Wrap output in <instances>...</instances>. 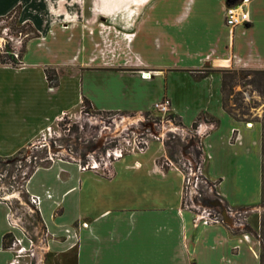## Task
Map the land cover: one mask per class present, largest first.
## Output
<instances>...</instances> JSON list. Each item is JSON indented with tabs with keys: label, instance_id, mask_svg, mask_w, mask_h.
<instances>
[{
	"label": "crops",
	"instance_id": "crops-1",
	"mask_svg": "<svg viewBox=\"0 0 264 264\" xmlns=\"http://www.w3.org/2000/svg\"><path fill=\"white\" fill-rule=\"evenodd\" d=\"M239 1L0 0V16L18 7L32 28L19 62H0V156L30 147L84 97L95 111L133 113L167 98L183 130L207 115L195 128L204 175L222 202L257 210L262 127L232 117L221 98L220 69H264V0H248L249 21L230 27L225 7ZM158 141L107 171L60 158L36 167L11 209L0 202V264L12 259L4 234L22 236L8 213L29 210L30 194L41 201L29 234L48 232L36 255L43 264H259L257 236L242 235L232 218L230 226L197 221L183 207L185 175L161 165Z\"/></svg>",
	"mask_w": 264,
	"mask_h": 264
},
{
	"label": "rangeland",
	"instance_id": "rangeland-1",
	"mask_svg": "<svg viewBox=\"0 0 264 264\" xmlns=\"http://www.w3.org/2000/svg\"><path fill=\"white\" fill-rule=\"evenodd\" d=\"M87 1L90 2L91 0ZM9 20L11 19L0 21V38L4 36L7 40L4 46L15 45V40L7 38L4 31L13 38L21 36L23 44L26 35L30 32H12L8 25ZM31 29V26L27 28L29 31ZM4 46L3 48H5ZM240 78V83L235 86L234 91L241 90L243 92V103L248 111V114L243 116V121L258 122L262 127V123H264V97L260 96L251 86L243 84V81L248 78L245 73ZM229 97V102L232 104L233 95ZM94 111L91 107L89 112H85L81 105L76 114L63 115L59 120L52 123L46 131L39 134L26 152L18 154V159L0 165V172L3 174L2 180H0V192L6 191L5 187L10 188L11 181L18 180L22 171H27L30 175L36 167L48 164L53 159H76L78 162H82V167L86 168H90L96 163L100 169L107 171V164L116 157L134 149L139 150L137 146H141L144 141H147L148 144L151 141L158 143L160 140L166 148V157L161 158V165L167 167V161L174 163L183 171L185 178L191 177L194 180L193 188L196 192L190 197L184 195L183 207L192 211L194 219L197 221L198 219L201 221L206 219V224L231 225L230 218L225 220L220 216L219 207L222 205L218 203L215 194L216 187L209 190V185L205 182L209 179L204 175L203 165L200 169L198 168V160L201 156L200 144L198 145L197 142L200 141V137L189 134L193 129L192 126L184 129L185 132H183L178 120L171 115L170 111L163 115L154 108L152 111L144 113H97ZM68 128L71 130L68 131ZM22 192H25V188ZM2 201L6 202L0 199V202ZM215 201L217 202L214 203ZM202 210H206V212L203 213ZM21 212L23 213L22 210ZM263 213L264 204L260 203L257 210L243 212L240 216L237 215L236 220L241 224L238 232L242 235L247 234L256 237ZM23 217L28 218L29 221L32 220L28 215L24 216V213ZM10 240L11 236H8L2 241V246L5 245L3 248L6 249Z\"/></svg>",
	"mask_w": 264,
	"mask_h": 264
},
{
	"label": "built area",
	"instance_id": "built-area-1",
	"mask_svg": "<svg viewBox=\"0 0 264 264\" xmlns=\"http://www.w3.org/2000/svg\"><path fill=\"white\" fill-rule=\"evenodd\" d=\"M248 0H240L235 4H229L225 7V21L228 26L235 27L237 25L245 24L249 21V13L246 8V3ZM6 29V28H5ZM4 34L10 40H15L14 46H11L12 52L15 57H18L19 48L22 47V39L21 36L11 37L4 31ZM3 39V42H2ZM6 38L3 36L0 38V51H4V44L6 43ZM3 43V44H2ZM5 47V46H4ZM154 110L161 114H167L170 111L169 108V100L167 98H163L160 101H157L153 105ZM180 129H182L180 127ZM185 132L184 130H182ZM189 134L192 136H202L203 133L199 131L198 128H193ZM197 144H200L198 140ZM147 145V141H144L141 146H137L139 150H143ZM200 159L198 160V168L200 169L202 165L203 156L200 155ZM29 174L27 171H22L21 176L18 180H13L10 183V188L5 187L6 191L3 190L0 192V199L5 200L9 209H11L10 197L15 194H20L22 190L25 188V184L27 181ZM190 176V175H189ZM3 174L0 172V180H2ZM14 177V176H13ZM14 179V178H13ZM193 179L191 177H186L184 180V195L192 196L195 193V189L193 188ZM205 182L209 185V190L214 189L216 187L217 182L212 180H205ZM10 190V191H9ZM216 194V191H215ZM217 195V194H216ZM218 203H221L222 206L219 207L220 216L223 217V210L226 211L228 216L232 218L239 226V222L236 220V216H240L243 212H248V209H235L230 206H227L222 202V199L217 195ZM40 197L37 195H28L27 204L29 206V210H22L24 216L28 215L30 218L32 217V213H36L40 204ZM217 202V201H216ZM202 212H206V210H202ZM23 213L20 211L10 210L8 213V221L13 228H19L22 236H16L15 234L9 232L11 234L10 243L7 245L6 249H8L12 253V259L8 264H43L42 258L36 257L39 249L43 248L45 242L48 238L47 230L43 229L40 232H37V238L29 234V225L33 224L32 220L29 221L28 218L23 217ZM203 223H207L206 219L202 221ZM85 225V223H84ZM26 239L27 243H25L24 239ZM37 241L44 243L42 246H37Z\"/></svg>",
	"mask_w": 264,
	"mask_h": 264
},
{
	"label": "trees",
	"instance_id": "trees-1",
	"mask_svg": "<svg viewBox=\"0 0 264 264\" xmlns=\"http://www.w3.org/2000/svg\"><path fill=\"white\" fill-rule=\"evenodd\" d=\"M9 20V27L11 28L12 32H21V33H29L31 30H27V28L30 26L29 23L24 22L21 23L19 21V8H14L11 12L7 13L6 15L0 16L1 20ZM25 43V41H24ZM24 43L22 44V47H24ZM18 52V57H15L12 49L9 45H6L4 48V51H0V62L1 63H7L15 65L19 62V59L21 57V53L23 51V48ZM222 75L221 80V98H222V106L224 110L229 113L232 117H234L237 120H244L243 116L248 114L247 107L244 105V96L242 95V91H234L235 86L239 85V78L242 76V74H246L248 76L247 79L243 81V84L249 85L252 87L253 90L257 91V93L264 97V69H248V68H223L219 70ZM45 73L48 81L50 83H55L57 80V74L54 69L52 68H45ZM204 72L200 73L199 76L203 75ZM241 79V78H240ZM230 95H233L231 98L232 104H230ZM83 111L89 112L91 109V104L88 99L85 97L83 98L82 102ZM97 113H115L113 111H94ZM173 117H175L178 120V123H180V118L176 116L175 114H171ZM207 116L205 113L201 114L198 119L193 122L192 128H195L197 125V121L201 117ZM212 119L216 120L214 117L211 116ZM71 128H68V131H70ZM28 148H23L19 150L16 154L10 157H1L0 156V165H5L10 162H14L16 159H18V154H22L27 151ZM261 152H262V164H261V176H262V183H261V200L260 203L264 204V123H262V142H261ZM82 165V162H80ZM8 236H11L10 233H6L3 236V240L7 238ZM257 238L260 243V253H259V264H264V213L261 216L260 219V227L259 232L257 234ZM5 246V245H3Z\"/></svg>",
	"mask_w": 264,
	"mask_h": 264
},
{
	"label": "water",
	"instance_id": "water-1",
	"mask_svg": "<svg viewBox=\"0 0 264 264\" xmlns=\"http://www.w3.org/2000/svg\"><path fill=\"white\" fill-rule=\"evenodd\" d=\"M214 203H215V202H214ZM222 214H223V218H224L225 220H228L227 218H230V217L228 216V214L226 213L225 210H223Z\"/></svg>",
	"mask_w": 264,
	"mask_h": 264
},
{
	"label": "bare ground",
	"instance_id": "bare-ground-1",
	"mask_svg": "<svg viewBox=\"0 0 264 264\" xmlns=\"http://www.w3.org/2000/svg\"><path fill=\"white\" fill-rule=\"evenodd\" d=\"M96 164V163H95Z\"/></svg>",
	"mask_w": 264,
	"mask_h": 264
}]
</instances>
